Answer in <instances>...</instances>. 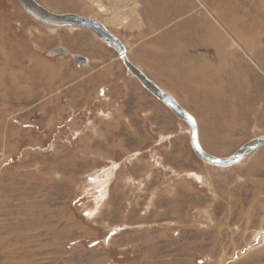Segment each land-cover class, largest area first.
Masks as SVG:
<instances>
[{"label": "rangeland", "instance_id": "374dc122", "mask_svg": "<svg viewBox=\"0 0 264 264\" xmlns=\"http://www.w3.org/2000/svg\"><path fill=\"white\" fill-rule=\"evenodd\" d=\"M35 1L103 18L85 0ZM142 1L144 28L119 36L203 149L226 158L264 137V0ZM95 36L0 0V264H264V147L203 162Z\"/></svg>", "mask_w": 264, "mask_h": 264}, {"label": "water", "instance_id": "95a60500", "mask_svg": "<svg viewBox=\"0 0 264 264\" xmlns=\"http://www.w3.org/2000/svg\"><path fill=\"white\" fill-rule=\"evenodd\" d=\"M25 11L34 19L46 25L56 28H77L85 29L95 34L100 41L113 49L119 59L122 60L126 69L134 76L139 83L161 103L168 107L180 120L185 122L189 127L191 147L194 153L205 163L222 169L231 168L240 164L251 153L264 147V137L249 141L243 145L233 155L220 158L207 153L200 142L199 127L197 119L177 101L171 94L161 89L153 80H151L140 68L135 66L129 59L125 45L120 39L113 35L106 26L94 19L74 15V14H55L35 0H18ZM51 56L67 55L66 49L58 47L50 52ZM73 59L78 65H85L88 61L86 58L74 55Z\"/></svg>", "mask_w": 264, "mask_h": 264}, {"label": "crops", "instance_id": "0c3cea01", "mask_svg": "<svg viewBox=\"0 0 264 264\" xmlns=\"http://www.w3.org/2000/svg\"><path fill=\"white\" fill-rule=\"evenodd\" d=\"M85 1L86 2H89V0H85ZM99 1H101V3L103 4V7H104L105 10L102 11L99 8H95L94 6H93V8L94 9H97V12L100 13L99 15L101 17L103 15V18H100L97 15H88L89 17H86V18L94 19V20H97V21L103 23L106 26V28L113 35H115L118 39H120L122 41V43L126 47L127 54H128V57H129V49H128V46L125 43V41L121 38V36H119V32L120 31H118L117 29L119 27H127V28H139L140 27V28H144V26H145V24H144V15L141 14L142 7H143V4H144L143 1L142 0H125V2H123V1L120 2L119 0H99ZM151 1L152 0H150V2ZM167 1L168 0H161V3L164 4V5H166L167 4L166 3ZM150 2H149V4L153 5L154 2H155V0L152 1L151 3ZM89 3L92 4L91 2H89ZM132 3H134V5L132 7H129V9H127L124 12H122L121 15H118L119 14V11L121 9L127 8L129 6V4H132ZM108 9H110V10H108ZM106 11H110V12H114V13H112V15L109 16V15L106 14ZM120 17H123V18L126 19L125 22H124V24H122V25L117 22V20ZM101 19H106V20H109V21H105L104 22V21H101ZM129 59H130V57H129ZM130 61H131V59H130Z\"/></svg>", "mask_w": 264, "mask_h": 264}, {"label": "bare ground", "instance_id": "6f19581e", "mask_svg": "<svg viewBox=\"0 0 264 264\" xmlns=\"http://www.w3.org/2000/svg\"><path fill=\"white\" fill-rule=\"evenodd\" d=\"M120 2L121 1H123V2H125V0H119ZM89 2H91L92 3V5L95 7V8H99L100 10H102V11H104L105 9H104V7H103V4L101 3V1H99V0H89ZM134 5V3H132V4H129V6L127 7V8H125V9H121L120 11H119V14L118 15H121V13L122 12H124V11H126L127 9H129V7H132ZM125 18H123V17H120L118 20H117V22L119 23V24H124V22H125ZM72 29H77V28H72ZM95 35V34H94ZM96 37V36H95ZM121 60V59H120ZM122 61V60H121ZM194 177H195V179L198 181V182H203V177L202 176H200V175H194ZM105 195H106V193L104 192L103 194H102V198L103 197H105Z\"/></svg>", "mask_w": 264, "mask_h": 264}]
</instances>
